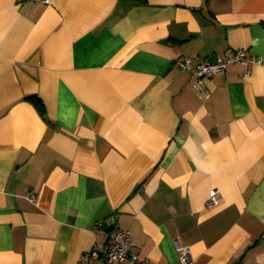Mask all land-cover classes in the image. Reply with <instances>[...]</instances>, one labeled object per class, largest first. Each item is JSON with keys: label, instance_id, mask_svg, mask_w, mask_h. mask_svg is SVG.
I'll use <instances>...</instances> for the list:
<instances>
[{"label": "crops", "instance_id": "0c3cea01", "mask_svg": "<svg viewBox=\"0 0 264 264\" xmlns=\"http://www.w3.org/2000/svg\"><path fill=\"white\" fill-rule=\"evenodd\" d=\"M235 49L260 60L207 97L177 65ZM115 229L153 264H264V0H0V264Z\"/></svg>", "mask_w": 264, "mask_h": 264}, {"label": "built area", "instance_id": "2783aa9c", "mask_svg": "<svg viewBox=\"0 0 264 264\" xmlns=\"http://www.w3.org/2000/svg\"><path fill=\"white\" fill-rule=\"evenodd\" d=\"M259 60L258 57L249 56L243 49H235L223 52L212 62L197 61L195 57L188 56L179 59L177 65L191 72L193 77L192 86L199 91L202 97H207L209 93L204 89L201 83L203 77L223 74L229 65L235 63L244 65L245 71L243 76L245 77L249 73V65L259 62ZM29 197H32L31 191ZM219 201L220 196L218 191L214 188L210 189L208 197L205 200V205L207 207H212L217 205ZM107 223L110 224L111 221L108 220ZM101 224L102 223H98V226H101ZM130 240L131 235L128 229H115L107 236L103 243H95L90 250L85 252L81 256L79 264H91L94 259L100 256H102L108 264H153L148 259H141L136 253L130 251ZM177 248L181 250L177 264H192L189 257V249L180 245H177Z\"/></svg>", "mask_w": 264, "mask_h": 264}, {"label": "trees", "instance_id": "16d2710c", "mask_svg": "<svg viewBox=\"0 0 264 264\" xmlns=\"http://www.w3.org/2000/svg\"><path fill=\"white\" fill-rule=\"evenodd\" d=\"M27 98L33 100L35 103H38L37 99L34 96H27Z\"/></svg>", "mask_w": 264, "mask_h": 264}]
</instances>
